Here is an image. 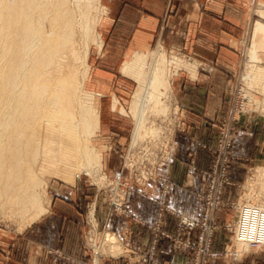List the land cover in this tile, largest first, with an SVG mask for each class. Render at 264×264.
Returning <instances> with one entry per match:
<instances>
[{"label":"rangeland","instance_id":"rangeland-1","mask_svg":"<svg viewBox=\"0 0 264 264\" xmlns=\"http://www.w3.org/2000/svg\"><path fill=\"white\" fill-rule=\"evenodd\" d=\"M108 2H97L104 14L93 35L101 45L83 50L80 33L74 38L85 64V68L77 65L75 82L79 95L91 100L84 105L94 111L90 122L93 134L83 138L81 129L76 134L99 154L98 172L93 175L71 169L63 175H42L44 204L50 205L57 192H70L76 186L84 195L79 203L84 258L68 261L61 249L46 253L36 247L53 242L58 220L49 216V208L23 231L26 218L19 221L10 213L0 214V264H114V259L125 255L133 256V264H176V254L184 257L186 264H264V249L249 248L250 241L264 245V94L244 79L251 69H264V0L239 4L230 0L226 19L217 18L218 8L213 7L211 21L170 22L171 36L155 38L150 48L142 47L139 51L143 53L133 55L132 49L137 48L132 33L152 31L138 21L110 20L109 10L114 7ZM197 8L198 13L206 8L211 12L210 6L198 4ZM167 23L161 21L158 30L163 25L165 33ZM253 45L255 59L250 56ZM158 52L157 63L170 85V95L162 101L166 110L149 109L141 145L131 152L132 109L140 84L124 68L138 55L142 61L136 70L146 76ZM171 59H177V65L169 64ZM190 97L195 98L198 118L181 116L192 107ZM207 107L208 114L204 111ZM189 124L196 126L194 132L188 131ZM177 189H191L193 203L176 196ZM132 199L134 205L147 202L141 209L142 215L153 221L146 222L153 232L150 242L145 247L130 246L125 231L114 232L119 239L117 257L107 256L110 249L101 241L105 231H111L105 222L114 218L120 225L127 220L137 223ZM193 206L190 212L188 208ZM94 208L96 226L90 221ZM167 217L175 224L173 232L162 228ZM185 218L193 222L192 227ZM159 238L166 240L165 248L175 256L167 260L158 256Z\"/></svg>","mask_w":264,"mask_h":264},{"label":"bare ground","instance_id":"bare-ground-1","mask_svg":"<svg viewBox=\"0 0 264 264\" xmlns=\"http://www.w3.org/2000/svg\"><path fill=\"white\" fill-rule=\"evenodd\" d=\"M97 2L0 0V214L10 213L19 221L26 218L22 231L49 209V202L44 204L41 199L44 173L63 175L71 169H82L95 175L99 169V154L88 140L82 141L76 134L79 129L83 138L93 134L90 122L94 111L84 105L91 100L79 95L80 87L75 82L77 65L85 68V64L74 40L79 32L83 50L101 45L93 35L104 14ZM250 56L255 59L254 45ZM160 57V52L156 53L146 76L136 70L142 61L138 55L124 68L140 84L132 109L131 152L141 145L149 109L155 107L160 113L166 110L162 101L169 97L170 85L157 63ZM177 63V59L169 61ZM244 79L264 94V69L253 68ZM93 212L91 223H95ZM102 244L110 249L109 254L118 253V239L113 234L105 233ZM249 248L264 249V245L250 241Z\"/></svg>","mask_w":264,"mask_h":264},{"label":"crops","instance_id":"crops-1","mask_svg":"<svg viewBox=\"0 0 264 264\" xmlns=\"http://www.w3.org/2000/svg\"><path fill=\"white\" fill-rule=\"evenodd\" d=\"M110 5L114 7V9L109 10V19L113 21H138L141 23H144L148 26L149 30L151 29L152 32H147L148 34H143L142 32L139 33H132L134 36V48H137L136 50L132 49L130 55H133L134 52H140L143 53V51H139V49L145 48V46L149 47L154 42L155 38L159 39H166L169 36L172 35L173 32H170V22H174L176 20H183L188 22H195L198 20H207L211 21L213 20V7H217L216 15L217 18H222L224 16V19L228 18L227 13V5H231L230 0H109L108 2ZM233 3L239 4L243 3V0H233ZM198 4L210 6V11L205 9V11H200L198 13ZM124 6V7H122ZM198 15V16H197ZM181 16H183L181 18ZM156 21V23L152 24L150 26V22ZM167 21L166 24L168 28H166L167 31L164 33L163 25L158 30V25L160 22ZM156 26V27H155ZM196 27V26H195ZM137 28V27H136ZM154 30H156L154 33ZM111 31V30H109ZM145 32V33H146ZM119 35V34H117ZM145 36V37H144ZM149 38L147 41L145 38ZM163 39V40H164ZM145 43H144V42ZM144 43V44H143ZM147 43V44H146ZM176 46V45H174ZM172 46L173 48H176ZM143 47V48H142ZM191 54L192 50H188ZM195 52V51H194ZM128 56L125 58L127 59ZM124 59V60H125ZM192 85V84H190ZM191 86H189L190 88ZM193 87V85H192ZM185 96V95H183ZM193 96V95H192ZM211 100V99H210ZM189 105L192 106L190 108H187V111L181 113V116L185 118V115L198 118V115L196 113L195 109V98L191 99L189 98ZM204 111L206 114L209 113V108H205ZM199 114V113H198ZM197 124V123H196ZM202 126V124L200 123ZM194 129H196V126L193 124H189L188 131L194 132ZM188 185L193 183V179H188ZM191 186V185H190ZM175 193V191H174ZM176 196L185 197L188 198V201L193 203L192 199V190L191 189H177ZM84 196L83 194H80V189L78 186L73 187V190H70V192H57L55 194V197H52L53 199L50 200V212L49 209L47 213L49 212V216L51 218H56L58 220L57 222V228H54V239L52 244H36V247H39L40 249H44L46 253L48 251L52 250H58L61 249L64 252L65 259L68 261H78L84 258V246L82 245L81 239H82V228L84 226V220L82 219V216L80 213H82L80 208V202H82L81 199ZM140 204L134 205V199H132V208L137 213L138 221L137 223L133 222L132 220L123 221L122 225H120L121 221H117V219H112L108 221V223L105 222V226L108 227V229L112 232H109L110 234H120L119 231H125V238L129 239L130 246L134 245H140L141 247H145L151 239V236L153 235V232L149 230V228L146 227V224L150 222L152 219L147 218L146 216H143V210L141 209L143 204H146V201L141 200ZM152 206V205H151ZM180 206H178L179 208ZM194 206L192 208H188L190 212H193ZM180 209V208H179ZM95 211V208H94ZM144 214V213H143ZM153 218V217H152ZM95 221V216H94ZM147 222V223H146ZM153 222V221H151ZM47 222H43V225ZM96 226V221H95ZM162 228L173 232L175 229V224L170 219V217L166 218V222H163ZM107 233V231H105ZM152 233V234H151ZM115 234H113L116 238H118ZM119 240V239H118ZM70 242V243H69ZM159 247H158V256L162 258V260H167L169 256L173 257V253L171 250H167L165 248L168 243L166 240H161L159 238ZM64 246L67 247L66 250H64ZM68 246L70 249H68ZM64 247V248H63ZM122 252L124 251L123 247ZM121 252V254H122ZM121 254L118 256H121ZM104 255V254H101ZM98 255V256H101ZM106 256V255H104ZM111 257H117L114 255H107ZM47 255L43 258L42 261H46ZM176 258V264H186L184 257H181L180 255L176 254L174 257ZM98 261V258H95ZM135 259L132 255H125L124 258L114 259V264H133L132 262Z\"/></svg>","mask_w":264,"mask_h":264},{"label":"built area","instance_id":"built-area-1","mask_svg":"<svg viewBox=\"0 0 264 264\" xmlns=\"http://www.w3.org/2000/svg\"><path fill=\"white\" fill-rule=\"evenodd\" d=\"M184 220V222H186L187 223V225L189 226V227H192L193 225V222L191 221V220H189V219H183Z\"/></svg>","mask_w":264,"mask_h":264}]
</instances>
